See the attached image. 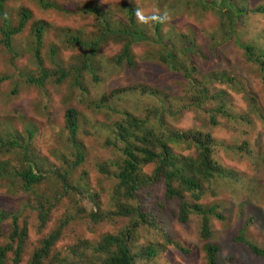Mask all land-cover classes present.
Wrapping results in <instances>:
<instances>
[{"label":"rangeland","instance_id":"374dc122","mask_svg":"<svg viewBox=\"0 0 264 264\" xmlns=\"http://www.w3.org/2000/svg\"><path fill=\"white\" fill-rule=\"evenodd\" d=\"M51 2L58 9L47 6ZM228 3L247 9L246 16L233 21L237 36L229 26ZM131 6L136 8L144 39L107 35L87 65L90 48L84 42L98 40L104 24L130 28ZM260 8L264 9V0L2 2L0 28L5 19L18 26L23 9L31 13L26 28L12 36L11 49L0 43V212L9 215L3 220L0 245L8 241L11 215H17L20 225L28 229L17 264H32L43 239L64 221L62 234L43 264H107L108 253L99 249L100 242L125 231L132 221L114 214L121 158L115 129L127 112L137 117L153 112L162 120L165 133L204 130L209 134L217 162L211 175L204 173L201 146L194 140L169 142L183 173L197 177L202 189L199 199L191 193H186V199L206 209L215 205L223 215L209 216L214 231L210 241L220 246L219 264H264V259L234 241L242 230L249 242L264 249V72L248 59L243 47L249 43L263 48L264 60V11L259 12ZM249 26L254 29L248 31ZM39 28L41 43L36 38ZM76 37L83 44L74 43ZM128 42L131 62L120 58ZM60 69L68 76L59 82ZM30 78L37 82H29ZM202 89L210 97L201 103L196 95ZM68 108L79 113L78 140L85 155L76 167L66 124ZM220 108L230 115L219 113ZM29 165L44 178L27 193L18 174ZM155 167L146 165L142 174L152 179ZM68 171L65 192L57 180ZM56 190L64 195L56 197L57 206L44 226L34 208L36 194L55 196ZM150 193L156 197L154 202ZM139 196L143 206L155 209L151 214L159 220L160 230L140 226L133 234L134 252L149 245L158 252L157 257L138 259L136 264H207L202 216L192 214L188 222H180L173 212L178 206L167 198L163 182L143 188ZM92 212L101 218L94 219ZM13 257L14 252H9L6 264H14Z\"/></svg>","mask_w":264,"mask_h":264},{"label":"trees","instance_id":"16d2710c","mask_svg":"<svg viewBox=\"0 0 264 264\" xmlns=\"http://www.w3.org/2000/svg\"><path fill=\"white\" fill-rule=\"evenodd\" d=\"M7 0H0V7L2 8V2ZM215 2V0H214ZM227 2V1H226ZM231 7L230 16L231 20L229 26L234 35L237 36V31H235L236 25L233 23L234 19L246 16L247 9L241 5H234L228 3ZM51 8L58 9V5L55 3H49ZM237 10L241 14H237ZM2 9L0 14H2ZM88 12L98 13L97 9H87ZM259 12L264 11L263 8L258 10ZM136 8L131 6L129 10L130 15V28L126 29H113L107 24H104L103 33L100 38L91 43H85L84 45L90 48V55L87 59V65L91 61L92 57L96 55L99 48V44L104 40L107 35H111L114 38H124L126 37L130 40L129 37L137 36L141 39L143 38L142 32L138 29L136 21ZM257 12V11H255ZM21 19L18 23V26H11L8 21L5 19L4 25L0 28L3 38H0V43H4L10 49L12 48V36L20 34L24 28H26L29 20L31 19V13L28 10H22ZM161 22H157V26ZM254 26H249L248 31H252ZM36 38L38 43H41L42 30L39 28L37 30ZM74 43H82L79 38L73 39ZM83 44V43H82ZM244 44V48L247 51L248 59L254 61L260 65V69L264 72V60H261L262 49L257 48L255 45L249 43ZM131 42H128L123 47L120 58H127L131 62ZM36 54H39V44L36 50ZM170 56L173 57V54L170 52ZM59 76L56 80L59 82L64 80L68 76V72L64 69L57 71ZM44 72V77L46 76ZM264 79V75H263ZM233 80V79H231ZM3 81V78L0 79V83ZM31 83H36L37 80L30 78L28 80ZM197 93V92H196ZM210 97L207 89H202L201 95L197 94L196 97L202 103L205 98ZM218 112L229 116L230 114L223 110V108L218 109ZM151 115H154L151 112L149 115L144 117H137L130 112H127L122 115L121 121L116 123L115 129V138L120 143L121 158L118 161L119 173H117V178L119 179L118 188L115 192V202L118 206V210L114 213L119 216L131 217L132 221L127 226L125 231L120 232L119 234H109L105 236L99 244V249L108 253L106 259L107 264H136L138 259H147L151 260L154 257H157L158 252L155 247L149 245L144 247L142 250L134 252L130 240L133 238V234L140 226H146L154 230L159 231V220L152 212H156L155 209H148L144 203H141L143 200H140V192L148 187L154 185L158 187L161 182L165 185V193L167 198L170 201L175 200V204L178 206V209L174 210L177 214V217L180 222L185 224L189 221L192 214H198L202 217V227H201V236L208 242L205 244L206 260L207 264H219V252L220 246L216 243L210 241L213 237V229L210 222V215H216V217L224 218L221 213H217V206L212 205L210 208L206 209L199 203H190L186 199V193H191L195 199H199L202 194V189L200 188V183L197 180V177L190 176L186 173H183L182 167L178 165L177 159L173 151L169 147L170 141H184L186 139L194 140L195 144L200 147L201 150V159L202 166L204 167L205 175H211V172L216 167V160L213 157V150L210 148L214 143L208 133L200 132H191L187 131L184 133L175 132L168 130L166 133L163 130L161 125L160 117L154 115L151 118ZM66 124L69 129L70 139L74 150L76 151V161L74 166L80 165L84 161V153L81 148V145L78 140V130H79V113L75 108H68L66 111ZM191 132V133H190ZM203 137V138H202ZM205 143V145L203 143ZM16 144V143H15ZM13 144V145H15ZM208 144V145H207ZM27 150V147H24ZM155 164L156 167L153 170V177L149 179L144 176L143 168L146 165ZM69 174L70 171L61 175L57 180L62 189L67 192L69 190ZM19 179L22 182V188L25 192H30L39 186L44 178V175L39 171H35L34 167L29 165L26 170L19 172ZM59 186V185H58ZM64 192V193H65ZM37 201L34 208L38 211V216L40 223L46 225L50 218V212L57 206L56 197L59 195H64L61 191L56 190L55 196L53 194H46L44 192H37ZM151 193L149 194V196ZM120 197L123 198L122 203H119ZM156 199L155 195H151L150 200L154 202ZM96 199H93L95 201ZM59 201V200H58ZM114 201V200H113ZM118 201V203H117ZM133 201L138 203L137 205L130 204ZM154 210V211H153ZM152 211V212H151ZM9 215L6 212H0V238L3 236V220ZM94 219H100V215L97 213L91 214ZM12 225L11 231L8 236V241L5 244L0 245V264H6V258L9 252H14L13 263L17 264L21 261V255L23 252L24 244L27 239L28 229L27 226H21L19 223V217L17 215H11ZM67 221L52 231L47 237L42 241V244L34 252L32 257V264H43L44 259L52 251L53 247L56 245L59 237L62 234L63 225ZM237 239V241H236ZM168 241H171L167 238ZM237 243H242L243 247L247 249L252 254L264 259V249L258 247L256 244L249 242L241 230V233L235 239Z\"/></svg>","mask_w":264,"mask_h":264},{"label":"clouds","instance_id":"9594fccd","mask_svg":"<svg viewBox=\"0 0 264 264\" xmlns=\"http://www.w3.org/2000/svg\"><path fill=\"white\" fill-rule=\"evenodd\" d=\"M25 10V9H24ZM27 10V9H26ZM29 11V10H28ZM21 13H22V11H21ZM25 29V28H24ZM259 247V246H258Z\"/></svg>","mask_w":264,"mask_h":264}]
</instances>
